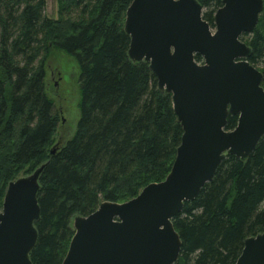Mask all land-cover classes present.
<instances>
[{
    "label": "trees",
    "instance_id": "obj_1",
    "mask_svg": "<svg viewBox=\"0 0 264 264\" xmlns=\"http://www.w3.org/2000/svg\"><path fill=\"white\" fill-rule=\"evenodd\" d=\"M132 1L59 0L52 18L45 0H0V210L9 182L47 163L34 264H62L75 216L134 198L164 180L175 160L183 129L172 94L159 87L148 62L129 56L125 19ZM198 1L213 27L222 0ZM243 40L264 75V9ZM52 48L75 57L81 91L77 129L55 154L58 116L43 65ZM237 124L229 114L226 129ZM173 224L182 241L174 264H237L245 240L264 230V136L246 159L225 155Z\"/></svg>",
    "mask_w": 264,
    "mask_h": 264
},
{
    "label": "water",
    "instance_id": "obj_2",
    "mask_svg": "<svg viewBox=\"0 0 264 264\" xmlns=\"http://www.w3.org/2000/svg\"><path fill=\"white\" fill-rule=\"evenodd\" d=\"M264 0H222L214 26L198 0H133L126 12L129 56L145 61L172 94L183 134L172 168L134 198L104 201L74 218L62 264H174L182 241L173 218L210 182L227 154L246 159L264 136L263 72L249 61ZM196 55L203 61L198 62ZM238 124L226 129L228 115ZM55 144L51 154L58 150ZM47 163L9 182L0 211V264H34L30 253ZM237 264H264V230L249 237Z\"/></svg>",
    "mask_w": 264,
    "mask_h": 264
},
{
    "label": "rangeland",
    "instance_id": "obj_3",
    "mask_svg": "<svg viewBox=\"0 0 264 264\" xmlns=\"http://www.w3.org/2000/svg\"><path fill=\"white\" fill-rule=\"evenodd\" d=\"M59 8V0H45V14L48 17L57 18ZM72 17H75V14H72ZM43 65L46 71L45 89L55 103L58 116L51 146L53 148L55 144L59 146L70 138L77 129L81 100L80 68L75 57L57 48H52L44 57ZM256 67L260 69L262 64Z\"/></svg>",
    "mask_w": 264,
    "mask_h": 264
}]
</instances>
